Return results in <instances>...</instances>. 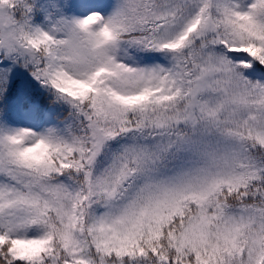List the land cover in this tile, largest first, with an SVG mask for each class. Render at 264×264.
Masks as SVG:
<instances>
[{"label":"snow or ice","instance_id":"snow-or-ice-1","mask_svg":"<svg viewBox=\"0 0 264 264\" xmlns=\"http://www.w3.org/2000/svg\"><path fill=\"white\" fill-rule=\"evenodd\" d=\"M0 0V264H264V0Z\"/></svg>","mask_w":264,"mask_h":264},{"label":"rangeland","instance_id":"rangeland-1","mask_svg":"<svg viewBox=\"0 0 264 264\" xmlns=\"http://www.w3.org/2000/svg\"><path fill=\"white\" fill-rule=\"evenodd\" d=\"M80 0H20L22 7L24 4L32 6V11L29 15L32 18V23L37 25H45L50 22H56L61 17L70 18L80 15L77 8ZM42 13V19L38 20V9ZM23 11H25L23 7ZM17 18H20L17 13H14Z\"/></svg>","mask_w":264,"mask_h":264},{"label":"trees","instance_id":"trees-1","mask_svg":"<svg viewBox=\"0 0 264 264\" xmlns=\"http://www.w3.org/2000/svg\"><path fill=\"white\" fill-rule=\"evenodd\" d=\"M22 12H23V7H22L21 4H19L14 13H17L19 16H21ZM37 19L38 20H41L42 19V13H41V11L39 9H38Z\"/></svg>","mask_w":264,"mask_h":264}]
</instances>
